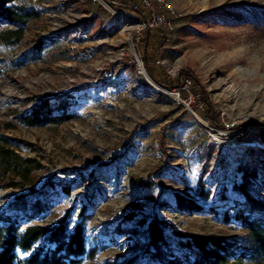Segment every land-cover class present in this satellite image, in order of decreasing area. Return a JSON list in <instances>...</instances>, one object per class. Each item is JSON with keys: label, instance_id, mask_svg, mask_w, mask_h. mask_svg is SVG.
<instances>
[{"label": "rangeland", "instance_id": "1", "mask_svg": "<svg viewBox=\"0 0 264 264\" xmlns=\"http://www.w3.org/2000/svg\"><path fill=\"white\" fill-rule=\"evenodd\" d=\"M169 1L173 26L157 29L162 38L145 50L144 30L138 34L137 19L129 12L119 16V7L93 0H8L31 19L20 25L18 41L12 34L7 43L0 40V132L21 156L46 167L37 172L36 188L47 180L54 184L40 196L49 208L34 223L50 227L67 209L77 222L84 206L91 215L85 239L93 259L84 256L82 264H123L140 256L146 225L154 219L175 255L182 250L173 232L214 235L246 248L237 219L239 211L248 214L237 190L239 166L261 163L248 195L264 205V31L245 20L251 8L264 15V0ZM16 29L0 24V33ZM145 57L161 82L193 76L212 120L188 80L181 88L161 87ZM59 95L66 96L72 120L44 127L21 122L40 99L54 103L52 96ZM223 112L241 129V146L226 154L211 131L224 126ZM253 141L259 147L244 146ZM200 181L207 200L198 195ZM19 193L25 191H0V211ZM177 195L199 210H178ZM129 214L134 219L124 222ZM144 218L135 234L114 231L138 227ZM137 263L155 262L139 257Z\"/></svg>", "mask_w": 264, "mask_h": 264}, {"label": "trees", "instance_id": "2", "mask_svg": "<svg viewBox=\"0 0 264 264\" xmlns=\"http://www.w3.org/2000/svg\"><path fill=\"white\" fill-rule=\"evenodd\" d=\"M133 0H123V5L132 3ZM236 7V6H234ZM31 18L26 17L22 11H16L8 6V0H0V24L6 23L17 27L16 30L0 33V40L7 43L10 38L7 34L14 35V43L21 37L20 25L27 23ZM245 20L254 24L256 29L264 31V15L251 8ZM162 31L144 30L143 43L145 50L149 42L162 38ZM146 69L150 76L163 88H181L184 81L189 82V91L207 117L211 118L205 91L199 86L193 76L184 75L175 80L159 81L155 71L150 68L145 57ZM40 99L38 105H34L29 114L22 117L21 122L28 127H44L47 125H61L73 119L65 109L68 107L66 96H52ZM29 101V100H28ZM213 118V117H212ZM211 118V120H212ZM13 140L0 132V191L15 189L25 191L13 197L11 203L0 211V264H82L83 257L93 259V252H86V226L91 215L81 207L77 222L72 221L71 210L67 209L56 224L47 227L34 223L42 219L49 208L46 201L40 196L46 195L54 184L50 180L45 181L41 188H36L39 181L37 172L46 171V167L37 158H25L21 156ZM30 147V144H26ZM212 149V148H211ZM260 162H252L250 168L239 166L242 173V182L237 187L238 193L245 199L246 209L239 211L237 219L241 228L246 232V248H238L235 242H228L214 235H196L173 232L178 239L182 250L181 255L173 254L167 242L164 228L156 219L151 220L146 226L147 243L143 245L140 256H134L123 264H138L139 257H147L154 264H264V205L249 197V191L255 184L256 173L261 167ZM207 168H204V173ZM201 199L207 200L209 191H206L202 182L197 188ZM178 210L198 211V205L180 195L176 196ZM252 213L259 214L254 217ZM134 219V214L127 215L123 221ZM146 218L138 222V227L125 230L119 225L115 227L116 233H136L137 229L144 227ZM20 253L24 255L20 257ZM149 264V263H146Z\"/></svg>", "mask_w": 264, "mask_h": 264}, {"label": "built area", "instance_id": "3", "mask_svg": "<svg viewBox=\"0 0 264 264\" xmlns=\"http://www.w3.org/2000/svg\"><path fill=\"white\" fill-rule=\"evenodd\" d=\"M101 5H108L109 8H116V13L119 16H124L125 12L133 14L137 19L138 23V34H141L143 30L152 29H165L169 30L172 28L174 20L176 18V11L169 0H133L132 3H126L123 5V0H93ZM189 85V82H185ZM200 106V105H199ZM224 121V126H215L214 130L211 129L213 135L217 138L213 141L217 143V147L221 154H226L231 149H236L240 144V132L241 129L237 127L236 122L230 123L229 118L226 113L223 112L222 120ZM231 120V119H230ZM225 137V138H224ZM246 147L258 146L256 141L252 143H245Z\"/></svg>", "mask_w": 264, "mask_h": 264}, {"label": "bare ground", "instance_id": "4", "mask_svg": "<svg viewBox=\"0 0 264 264\" xmlns=\"http://www.w3.org/2000/svg\"><path fill=\"white\" fill-rule=\"evenodd\" d=\"M156 88H157V87H156ZM157 89H158V88H157ZM195 118H196V120L198 121V123H199L201 126H203V127L206 126V122H205L203 119H201L198 115H196Z\"/></svg>", "mask_w": 264, "mask_h": 264}, {"label": "water", "instance_id": "5", "mask_svg": "<svg viewBox=\"0 0 264 264\" xmlns=\"http://www.w3.org/2000/svg\"><path fill=\"white\" fill-rule=\"evenodd\" d=\"M194 118H195V114H193Z\"/></svg>", "mask_w": 264, "mask_h": 264}]
</instances>
